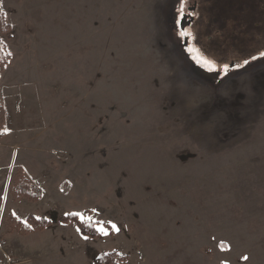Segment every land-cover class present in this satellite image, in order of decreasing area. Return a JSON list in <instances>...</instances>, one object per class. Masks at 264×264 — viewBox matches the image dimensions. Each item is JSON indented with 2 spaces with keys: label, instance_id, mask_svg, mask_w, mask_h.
I'll return each instance as SVG.
<instances>
[{
  "label": "rangeland",
  "instance_id": "obj_1",
  "mask_svg": "<svg viewBox=\"0 0 264 264\" xmlns=\"http://www.w3.org/2000/svg\"><path fill=\"white\" fill-rule=\"evenodd\" d=\"M217 3L185 0L177 29L178 0H0L9 264H264V45L210 54L227 44ZM18 171L39 200L10 194ZM29 217L50 224L10 223Z\"/></svg>",
  "mask_w": 264,
  "mask_h": 264
},
{
  "label": "flooded vegetation",
  "instance_id": "obj_2",
  "mask_svg": "<svg viewBox=\"0 0 264 264\" xmlns=\"http://www.w3.org/2000/svg\"><path fill=\"white\" fill-rule=\"evenodd\" d=\"M224 4L217 3V14L213 13V24L215 18H225V38L227 44L210 43V54L223 57L227 49H231L238 57L247 54L260 45H264V0H224ZM225 5V6H224ZM218 37H215L217 40ZM210 40V41H211ZM224 47V49H223ZM252 47V48H251ZM217 53V54H216ZM228 54V53H227ZM235 60H230V67L235 66ZM211 73H217L211 72Z\"/></svg>",
  "mask_w": 264,
  "mask_h": 264
},
{
  "label": "trees",
  "instance_id": "obj_3",
  "mask_svg": "<svg viewBox=\"0 0 264 264\" xmlns=\"http://www.w3.org/2000/svg\"><path fill=\"white\" fill-rule=\"evenodd\" d=\"M224 0H221L220 3L224 4ZM225 6V5H224ZM9 30V25L4 21L3 14L0 10V33L6 34ZM1 47V45H0ZM5 52H2V49L0 48V58L3 57ZM4 118L5 113L2 105L0 104V139L3 138L4 133ZM10 194L15 197H23L24 199L28 201H36L39 200L42 196V191L35 188L33 185L29 183V181L23 176V174L18 171L11 182L10 185ZM11 224L18 225L20 229H22L23 233H29L32 230H42L49 226V222L46 221L43 218L36 219L34 217H29L25 223H22L20 221H16L15 219H12L10 221ZM83 234H86L90 237L96 236V232L93 228L87 226L85 229L82 227ZM123 258L119 257L116 253H108L105 255H100L97 258L96 264H123Z\"/></svg>",
  "mask_w": 264,
  "mask_h": 264
},
{
  "label": "snow or ice",
  "instance_id": "obj_4",
  "mask_svg": "<svg viewBox=\"0 0 264 264\" xmlns=\"http://www.w3.org/2000/svg\"><path fill=\"white\" fill-rule=\"evenodd\" d=\"M178 7L176 9L178 16L176 19V27L177 29H180L181 27V19L184 17V12H185V0H178ZM178 35L181 39L186 38L187 36H189L190 34L180 30L178 32ZM187 51L189 53L193 52L194 50L192 48H188ZM260 57H264V51L260 52ZM258 57L253 55L251 57L252 60H256ZM192 59L196 62L197 65H199L201 68L205 69L208 72H215L216 71V67L215 65L207 59H203L200 56H193ZM250 61L248 59H245L243 64H238L236 65L237 68L243 67L244 65L248 64ZM222 71L226 74L229 71V66L227 64H225L223 66ZM71 215L73 216H79V218L83 221L84 217L82 215H80L79 213H71ZM98 223V227L96 228V231L101 235V236H107L109 235V231L108 228L111 229L112 232L118 233L120 231V229L117 227V225L115 223H110L108 225V228H106L102 223L97 222ZM79 231V230H78ZM84 239H87V237H84ZM243 259L245 261L249 260L248 256H244Z\"/></svg>",
  "mask_w": 264,
  "mask_h": 264
},
{
  "label": "built area",
  "instance_id": "obj_5",
  "mask_svg": "<svg viewBox=\"0 0 264 264\" xmlns=\"http://www.w3.org/2000/svg\"><path fill=\"white\" fill-rule=\"evenodd\" d=\"M10 260L6 257L5 253L0 250V264H9Z\"/></svg>",
  "mask_w": 264,
  "mask_h": 264
},
{
  "label": "water",
  "instance_id": "obj_6",
  "mask_svg": "<svg viewBox=\"0 0 264 264\" xmlns=\"http://www.w3.org/2000/svg\"><path fill=\"white\" fill-rule=\"evenodd\" d=\"M199 72H200V74H203V75H208V76H213V75H215L216 73H206V72H204L203 70H199Z\"/></svg>",
  "mask_w": 264,
  "mask_h": 264
}]
</instances>
